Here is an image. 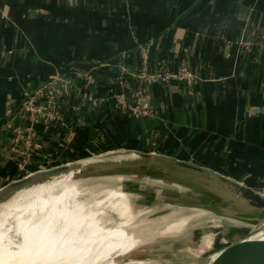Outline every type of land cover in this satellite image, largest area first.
I'll use <instances>...</instances> for the list:
<instances>
[{"label":"crops","instance_id":"crops-1","mask_svg":"<svg viewBox=\"0 0 264 264\" xmlns=\"http://www.w3.org/2000/svg\"><path fill=\"white\" fill-rule=\"evenodd\" d=\"M252 29H264V0H0V188L124 150L186 160L263 191L264 57L243 45ZM185 55L195 78H157L155 116L116 104L123 65L159 74L177 71ZM60 74L75 84L64 121L22 114L29 90ZM17 125L38 141L27 172Z\"/></svg>","mask_w":264,"mask_h":264},{"label":"rangeland","instance_id":"rangeland-1","mask_svg":"<svg viewBox=\"0 0 264 264\" xmlns=\"http://www.w3.org/2000/svg\"><path fill=\"white\" fill-rule=\"evenodd\" d=\"M14 139L15 144L18 145L19 141L16 140L15 135ZM20 143L19 145L22 147L20 150L22 153V157H20L21 169L27 172L28 162L31 161L29 158L32 157L31 149H28L25 143ZM33 150L35 151L36 148L31 151ZM143 154L138 151L118 150L111 154L105 153L89 158L93 161L109 158L110 163L120 162L119 165L123 166L119 172L81 177L80 181L76 183L77 186L67 188L68 190L65 191L67 196L78 192L83 193L82 197L92 200L91 203L94 200L96 202L101 200L103 206L100 207L111 213L116 219H118V215L110 210L108 206L111 201H109V197L102 194V191L113 188L129 194L130 204L127 205L133 210V222H142L137 234L142 242L129 252L114 256L113 260L106 259L101 264H206L209 258L230 240L244 236L258 227L259 223L264 222L263 213L249 212L248 208L240 201H231L230 195L209 185L207 175L197 171L178 169L175 165L168 167L165 161L150 160ZM70 165L78 164L76 161L71 162ZM127 167H132L134 170L141 169L142 172L136 171L137 173L133 172V174L127 171L129 170ZM11 181L6 182L5 185ZM4 189L0 190V196L5 191ZM198 202L212 208L208 209L211 214L204 208H194L192 204ZM174 204L184 207L180 209L179 215L180 217L189 216L188 222L182 227V232L162 233L161 230L167 222L178 218V215H174L173 212L179 208ZM229 211H236V215L230 214ZM164 212L169 213L168 215L173 213L174 218H167L164 222L163 220L156 221V216H161ZM247 215L256 219L248 220L245 217H240ZM16 216L20 223L23 217L22 213H16ZM223 229H228L227 236L222 234ZM12 235L17 241L21 240L20 235L16 232L12 231ZM114 260L115 263H113ZM140 260H144L145 263H139Z\"/></svg>","mask_w":264,"mask_h":264},{"label":"bare ground","instance_id":"bare-ground-1","mask_svg":"<svg viewBox=\"0 0 264 264\" xmlns=\"http://www.w3.org/2000/svg\"><path fill=\"white\" fill-rule=\"evenodd\" d=\"M78 171L69 169L1 197L0 264H101L142 242L137 236L142 222H133V210L127 205L128 193L113 188L102 191L109 197L108 207L118 219L100 207L101 200L91 203L80 192L66 195L65 191L80 181L75 179ZM178 208L173 212L178 215L176 219L167 212L156 216V221L163 222L174 218L162 228V233L183 231L189 216L180 217V209L184 207ZM20 212L23 217L19 223L16 213ZM12 231L20 235V241L13 237ZM250 237L264 238V222Z\"/></svg>","mask_w":264,"mask_h":264},{"label":"built area","instance_id":"built-area-1","mask_svg":"<svg viewBox=\"0 0 264 264\" xmlns=\"http://www.w3.org/2000/svg\"><path fill=\"white\" fill-rule=\"evenodd\" d=\"M243 45L257 59L263 58L264 29L247 31ZM79 74L84 78L86 77L88 84L94 83L93 74L83 72ZM114 78L117 84V91L114 93L116 104L124 111L142 118L153 117L156 114L150 86L157 78L167 81L176 78L191 82L195 78V73L190 67L188 55H185L177 71L163 68L159 74H154L148 71L147 66L142 67L138 71H131L123 65L121 72ZM131 79H135L138 84L133 85ZM74 87L73 79L66 75L60 74L50 78L41 85L29 90L22 102L20 112L22 114L31 113L34 121L42 122L47 126L58 122L62 123L65 118V107L67 102H69L68 97L70 100ZM14 134L16 140L19 141L18 145L21 144L20 142L25 143V146L31 150L37 147V139L31 128L26 130L21 125H17L14 128ZM31 150L30 154L32 155L34 150Z\"/></svg>","mask_w":264,"mask_h":264},{"label":"water","instance_id":"water-1","mask_svg":"<svg viewBox=\"0 0 264 264\" xmlns=\"http://www.w3.org/2000/svg\"><path fill=\"white\" fill-rule=\"evenodd\" d=\"M143 155L147 158H150V160H158L163 162L165 161L168 167H171V165H175L178 169L182 168L189 171H197L199 173L205 174L209 177V181H207V183L211 186H215L219 188L221 191L230 195L231 201L233 200L240 201V203H242V205L247 207L249 212L253 214L254 212H260L264 214V190L262 191L255 189L254 187H251L241 181L228 177L222 173L207 169L201 165L186 160L169 157V156H163V155H160L162 156L160 157L159 154L156 153H144ZM108 160L109 158L99 159L96 161L86 159V160L77 161L78 165L76 166L70 165L71 163L70 162V163L55 165L52 167L38 169L34 172L13 179L10 183L1 187L0 190H3L5 188L4 189L5 191L2 192L0 199L11 190L18 189L22 186L28 185L30 183L42 179H46L48 177L57 175L69 169H73V170L79 169L78 173H76L75 175V179H81V177L92 176L95 174L109 173L114 171L119 172L120 168L123 165H119L120 162L117 163L111 161L112 163H110ZM127 168L129 169L127 171H130L132 173L133 172L137 173L140 171L142 172L141 169L134 170V168L132 167H127ZM170 171L172 170L170 169ZM173 171L175 172V170ZM192 205H194V208H204L207 210L212 209L206 206L205 204H202L201 202L194 203ZM229 213L232 215H236V211H229ZM240 217H245L248 220L256 219L255 217H252L250 215L240 216ZM262 223H259L258 227H255L252 231L248 232L244 236L230 240V242H228L221 249H219L207 261L206 264H264V238L250 237V234L255 230H257ZM227 233H228V229H223L222 234L227 236Z\"/></svg>","mask_w":264,"mask_h":264}]
</instances>
